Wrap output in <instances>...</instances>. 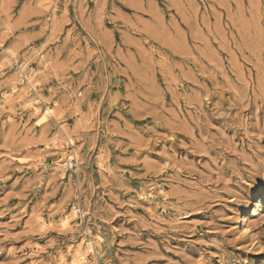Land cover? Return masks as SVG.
I'll use <instances>...</instances> for the list:
<instances>
[{
    "label": "rangeland",
    "instance_id": "rangeland-1",
    "mask_svg": "<svg viewBox=\"0 0 264 264\" xmlns=\"http://www.w3.org/2000/svg\"><path fill=\"white\" fill-rule=\"evenodd\" d=\"M257 194L264 0H0V264H264Z\"/></svg>",
    "mask_w": 264,
    "mask_h": 264
},
{
    "label": "bare ground",
    "instance_id": "bare-ground-1",
    "mask_svg": "<svg viewBox=\"0 0 264 264\" xmlns=\"http://www.w3.org/2000/svg\"><path fill=\"white\" fill-rule=\"evenodd\" d=\"M50 114H51V111L48 109L47 111H45L43 113V118L44 119L48 118L50 116ZM263 208H264V195L263 194H257V196L255 198V201L253 203V206H252V208L250 209L249 212L253 216L256 211H261ZM74 214H75V209H73V211H72V215H74ZM89 247H90V245H87V248H89ZM78 257L80 258V257H82V255L81 254L80 255L79 254H76V256L74 257V259H78Z\"/></svg>",
    "mask_w": 264,
    "mask_h": 264
},
{
    "label": "built area",
    "instance_id": "built-area-1",
    "mask_svg": "<svg viewBox=\"0 0 264 264\" xmlns=\"http://www.w3.org/2000/svg\"><path fill=\"white\" fill-rule=\"evenodd\" d=\"M63 163H64L66 170H73L74 168L77 167V163H75V160L73 159L65 160Z\"/></svg>",
    "mask_w": 264,
    "mask_h": 264
}]
</instances>
